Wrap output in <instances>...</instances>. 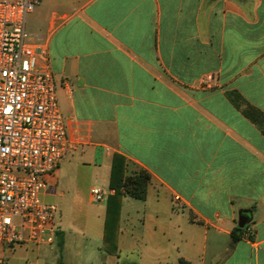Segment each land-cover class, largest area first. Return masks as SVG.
Returning a JSON list of instances; mask_svg holds the SVG:
<instances>
[{
    "label": "crops",
    "instance_id": "obj_1",
    "mask_svg": "<svg viewBox=\"0 0 264 264\" xmlns=\"http://www.w3.org/2000/svg\"><path fill=\"white\" fill-rule=\"evenodd\" d=\"M38 14L71 143L42 194L64 208L51 264H264V133L229 96L264 116V0H41ZM115 153L152 179L123 199L109 253L91 190L114 193Z\"/></svg>",
    "mask_w": 264,
    "mask_h": 264
},
{
    "label": "built area",
    "instance_id": "obj_2",
    "mask_svg": "<svg viewBox=\"0 0 264 264\" xmlns=\"http://www.w3.org/2000/svg\"><path fill=\"white\" fill-rule=\"evenodd\" d=\"M40 3L0 1V264L15 246L54 242L58 209L42 194L71 149L48 50L26 30ZM110 194L91 190L97 203Z\"/></svg>",
    "mask_w": 264,
    "mask_h": 264
},
{
    "label": "trees",
    "instance_id": "obj_3",
    "mask_svg": "<svg viewBox=\"0 0 264 264\" xmlns=\"http://www.w3.org/2000/svg\"><path fill=\"white\" fill-rule=\"evenodd\" d=\"M236 106L246 104L242 108L243 114L255 123L264 133V116L261 111L246 103L238 92L229 95ZM240 101V102H239ZM127 158L119 153L113 155L112 169L109 187L114 190L107 199V214L104 231L105 250L109 253L117 251V233L119 229L120 216L123 199L130 197L138 200H145L148 188L151 183V174L144 169H139L133 174H128ZM238 231L242 229L238 228Z\"/></svg>",
    "mask_w": 264,
    "mask_h": 264
},
{
    "label": "rangeland",
    "instance_id": "obj_4",
    "mask_svg": "<svg viewBox=\"0 0 264 264\" xmlns=\"http://www.w3.org/2000/svg\"><path fill=\"white\" fill-rule=\"evenodd\" d=\"M4 1V0H0ZM10 2H14L16 0H6ZM38 7L35 8V10L28 15L27 18V25H26V30L27 33L30 36H35L39 33V14H38ZM55 83H56V89H57V97H58V103L60 106V110L63 114V112L66 109V99L64 96V92L62 91V82H61V77L59 75H55ZM138 170H135L137 172ZM62 177L61 180L59 179V187H61L62 184ZM88 181H82L81 185L79 186V191L80 189L82 190V202L84 203V206H89L88 203V198H89V193H85V186L90 187L91 184L87 183ZM67 204L65 208H69L72 206L73 199L72 197L68 198ZM58 208L63 210V205L61 203V199L59 198L58 204L55 203ZM128 212V211H127ZM129 215V214H128ZM127 214L125 215V219L128 218L129 222V216ZM68 220L67 217L63 218V222ZM23 247L22 250H18L15 253V256L13 257V262L12 264H51V262H57L58 256H59V247L55 244L52 247H46V246H34V245H29V246H21ZM27 249V251L25 250ZM48 253V254H47Z\"/></svg>",
    "mask_w": 264,
    "mask_h": 264
},
{
    "label": "water",
    "instance_id": "obj_5",
    "mask_svg": "<svg viewBox=\"0 0 264 264\" xmlns=\"http://www.w3.org/2000/svg\"><path fill=\"white\" fill-rule=\"evenodd\" d=\"M246 223H247V217H245V216H241V217H240L239 227H240V228H243V227L246 225Z\"/></svg>",
    "mask_w": 264,
    "mask_h": 264
}]
</instances>
